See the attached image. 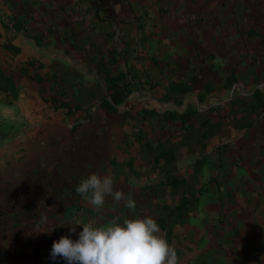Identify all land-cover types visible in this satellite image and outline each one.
Masks as SVG:
<instances>
[{"label": "crops", "instance_id": "crops-1", "mask_svg": "<svg viewBox=\"0 0 264 264\" xmlns=\"http://www.w3.org/2000/svg\"><path fill=\"white\" fill-rule=\"evenodd\" d=\"M0 135V264L149 216L178 264H264V0H0Z\"/></svg>", "mask_w": 264, "mask_h": 264}, {"label": "clouds", "instance_id": "clouds-1", "mask_svg": "<svg viewBox=\"0 0 264 264\" xmlns=\"http://www.w3.org/2000/svg\"><path fill=\"white\" fill-rule=\"evenodd\" d=\"M76 192L97 208L105 203L107 197L124 201L130 210L136 208L135 200L127 198L121 190H114L113 178L108 175L91 174L79 183ZM46 219L42 214L41 223ZM71 224L70 232L76 233L75 225L81 224ZM82 226L78 240L63 236L53 242L52 260L59 257L67 264H178L176 248L160 234V226L150 216L125 219L122 224L113 223L111 226L97 227L92 222Z\"/></svg>", "mask_w": 264, "mask_h": 264}, {"label": "rangeland", "instance_id": "rangeland-1", "mask_svg": "<svg viewBox=\"0 0 264 264\" xmlns=\"http://www.w3.org/2000/svg\"><path fill=\"white\" fill-rule=\"evenodd\" d=\"M7 124L8 125H4L3 127H2V132L3 133H5L6 131H11V129L12 128H14V127H12V125L14 124V122H7Z\"/></svg>", "mask_w": 264, "mask_h": 264}, {"label": "trees", "instance_id": "trees-1", "mask_svg": "<svg viewBox=\"0 0 264 264\" xmlns=\"http://www.w3.org/2000/svg\"><path fill=\"white\" fill-rule=\"evenodd\" d=\"M2 139V135H0V140Z\"/></svg>", "mask_w": 264, "mask_h": 264}]
</instances>
